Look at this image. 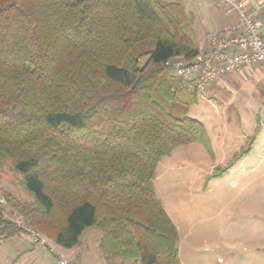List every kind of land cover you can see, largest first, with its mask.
Instances as JSON below:
<instances>
[{"label": "trees", "instance_id": "obj_1", "mask_svg": "<svg viewBox=\"0 0 264 264\" xmlns=\"http://www.w3.org/2000/svg\"><path fill=\"white\" fill-rule=\"evenodd\" d=\"M189 18L177 0H0V162L32 197L7 200L55 244L72 248L93 227L107 261L180 264L153 179L174 148H209L187 114L197 90L167 64L200 51ZM20 232L0 217L1 240Z\"/></svg>", "mask_w": 264, "mask_h": 264}, {"label": "rangeland", "instance_id": "obj_2", "mask_svg": "<svg viewBox=\"0 0 264 264\" xmlns=\"http://www.w3.org/2000/svg\"><path fill=\"white\" fill-rule=\"evenodd\" d=\"M181 2L195 35L205 25L211 31L210 18L225 19L227 25L239 24L238 13L226 14L218 0ZM175 60L183 61L179 57L172 61ZM169 74L174 76L171 69ZM203 92L197 91V102L188 106L187 114L202 123L208 151L197 142L174 148L160 159L153 179L155 193L177 227L180 264H264V156L260 162L256 156L264 152L258 147L260 141L251 151L252 159L241 161L239 157L224 175L206 181L214 168L224 165L243 144L239 138L241 130L251 133L253 112L249 117V110L237 111L236 104H225L227 94L210 99ZM261 122L264 124V120ZM226 131L229 134L223 135ZM6 194L20 203L32 201L20 173L3 161L0 217L12 222L20 216L22 227L16 224L21 229L19 235L6 240L0 237V264H58L59 254L71 264H140L120 259L107 261L99 247L102 234L93 227L87 228L72 248L55 244L11 207ZM29 230L39 234L40 242L33 241Z\"/></svg>", "mask_w": 264, "mask_h": 264}, {"label": "built area", "instance_id": "obj_3", "mask_svg": "<svg viewBox=\"0 0 264 264\" xmlns=\"http://www.w3.org/2000/svg\"><path fill=\"white\" fill-rule=\"evenodd\" d=\"M218 5L224 7L226 14L236 11L240 18L239 24L227 32L212 34L208 47L200 50L190 62L173 59L167 62L174 76L191 90L202 92L207 84L219 80L225 74L241 72L255 64L264 67V39L260 33L264 0L250 5L244 0H218ZM261 99L264 101V93ZM19 217L15 216L12 222L22 227ZM29 232L34 242H40L37 232ZM58 264L71 263L59 254Z\"/></svg>", "mask_w": 264, "mask_h": 264}, {"label": "crops", "instance_id": "obj_4", "mask_svg": "<svg viewBox=\"0 0 264 264\" xmlns=\"http://www.w3.org/2000/svg\"><path fill=\"white\" fill-rule=\"evenodd\" d=\"M182 1V0H177ZM248 5L254 4L256 2H261L263 0H244ZM183 6L184 3L181 2ZM262 20V25L260 27V33L264 39V13L260 15ZM209 28L205 27L202 31H199L196 35V41L200 50L208 47L210 36L214 33L227 32L232 29L233 24L227 25V20L210 18ZM203 93L208 95V98L213 99L215 96L217 98H221L222 95L218 94H227L224 101L225 104H236V110H249L250 113L253 112L252 119L254 120V126L250 134L244 133L242 130L239 134V138L244 140L243 144L239 145L238 149L241 148L246 142L247 137L251 136L254 133L257 120L261 123V129L256 136L254 142L251 145V148L247 153L242 155L239 160L252 159V149L255 148L256 144L259 142L258 147L263 150L264 148V124H262V120H264V101L261 98L262 93L264 92V67L258 64L252 65L250 67L245 68L241 72H231L222 76L219 80L207 84L203 88ZM225 96V95H224ZM255 102V104L253 103ZM226 111V110H225ZM252 114V113H251ZM229 132H224L223 135H227ZM222 135V136H223ZM225 139L222 138V142ZM236 150V151H237ZM235 151V152H236ZM259 159V162L263 160L264 152L262 154L256 155ZM235 166V165H234ZM27 250V249H26ZM20 258V255L18 256Z\"/></svg>", "mask_w": 264, "mask_h": 264}]
</instances>
